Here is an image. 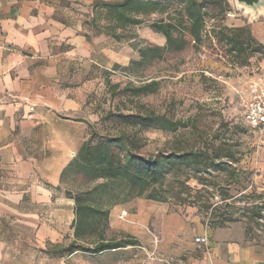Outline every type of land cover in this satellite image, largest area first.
Wrapping results in <instances>:
<instances>
[{"label": "crops", "instance_id": "1", "mask_svg": "<svg viewBox=\"0 0 264 264\" xmlns=\"http://www.w3.org/2000/svg\"><path fill=\"white\" fill-rule=\"evenodd\" d=\"M111 1L0 0V264H54L44 261L45 245L72 238L74 193L68 195L61 174L90 138L81 121L85 94L93 78L128 66L146 44L133 32L116 39L87 30L95 3ZM226 2L228 26H247L264 45V4ZM256 70L249 83L264 86V58ZM122 211L131 225L119 220ZM109 226L141 243L150 226L160 238L154 253L173 264H264V244L248 240L242 225L211 229L163 203L135 199L115 206ZM196 237L207 244L192 256Z\"/></svg>", "mask_w": 264, "mask_h": 264}, {"label": "trees", "instance_id": "2", "mask_svg": "<svg viewBox=\"0 0 264 264\" xmlns=\"http://www.w3.org/2000/svg\"><path fill=\"white\" fill-rule=\"evenodd\" d=\"M104 10L109 23L103 34L120 38L123 31L144 23L146 17L158 13L166 14L150 24V29L165 39L163 46H141L139 58L126 67L115 66L127 74L135 75L138 68H145L155 61L163 60L167 55L177 54L193 44L198 48L203 40L205 20L216 18L219 14L230 11L226 0H182V5L173 14L167 13V6L160 0H120L99 2L94 5ZM89 25V24H88ZM217 44L223 49L225 58L231 65L247 66L249 59L264 58V45L258 43L247 26H220L212 30ZM140 79V77H137ZM159 82L149 78L140 80L138 85L128 83L123 91L127 98L140 99L155 94ZM124 126L138 127L141 130L153 129L170 133L173 136H192L193 128L187 122L171 120L153 111L136 112L119 115ZM90 138L80 147L76 156L63 170L61 179L68 181L81 177L87 188L74 193V214L72 238L66 246L56 245L54 249L62 255L69 256L77 252L99 255L109 251L134 247L138 241L126 232L110 235V210L135 199H145L156 203L194 206L199 204L203 193L209 194L208 186L219 189L221 200L230 196L227 189L216 183H210L211 171L227 170L231 183L238 184V176L231 164L239 162L235 157L237 144L230 139L216 134L207 136L203 143L188 141L167 151H160L149 157L136 151L137 143L121 132L118 135H103L94 124L87 120ZM191 128V129H189ZM95 143H91L92 140ZM188 172L183 178L176 175ZM191 172V174L189 173ZM173 182L164 187L167 178ZM194 180L202 189H193L188 182ZM178 184V187H174ZM71 195V193H68ZM253 203L219 217L211 216L206 224L211 229H223L230 224L245 222V235L249 237L254 228L264 230V193L248 196ZM209 210L211 205H200L199 209ZM201 209V210H202ZM253 240L254 238H250Z\"/></svg>", "mask_w": 264, "mask_h": 264}, {"label": "rangeland", "instance_id": "3", "mask_svg": "<svg viewBox=\"0 0 264 264\" xmlns=\"http://www.w3.org/2000/svg\"><path fill=\"white\" fill-rule=\"evenodd\" d=\"M115 1L120 0L111 2ZM160 1L167 6L166 12L170 14L182 5V0ZM160 19H166V14H152L146 17L140 26L128 28L122 33L127 35L133 32L140 36L142 42L146 43L142 46H163L165 39L160 34L152 33L149 27L152 22ZM227 21V13L219 14L214 19L208 17L202 32L203 40L198 48L192 47L191 43L180 53L167 55L163 60L155 61L145 68H138L136 76L116 69L107 72L106 75L102 74L100 78H93L91 88L89 92H86L84 100L85 119L94 124L101 134L114 136L123 132L131 140L136 141V151L146 157L181 145L186 146L187 140L203 143L211 134L230 139L238 145L234 151L239 162L230 163L231 168L236 169L238 184L231 183L227 170L211 171L210 176L204 173L205 177L210 178V183L214 182L227 189L229 199L221 200L220 190L208 186L209 194L203 193L199 204L194 206L165 203L170 211H189L199 216L204 222H207L211 215V218L219 217L225 213L249 207L253 203L249 200V195L264 193L263 139L258 132L250 131L243 124L239 100V93L248 87L249 76H253L257 71L259 61L256 57L250 58L249 65L241 67L231 65L225 58L223 49L213 38L212 30L220 26L229 27ZM108 25L104 10L97 9L93 13L87 30L92 34H99L108 29ZM149 78L159 82V89L155 94L140 99L127 98L123 89L128 83L138 85L140 80ZM145 111H153L171 120L187 122L193 128L192 136L175 138L172 134L160 130H141L138 127L124 126L119 121V115ZM91 143H95V140L93 139ZM187 174L188 172H185L176 175L175 178H183ZM172 182V177L167 178L164 187ZM188 185L193 189H202L194 180L189 181ZM173 186L178 187V184ZM67 187L70 193H76L87 188V185L78 176L74 180L69 179ZM208 204L211 205L209 210L199 209L200 205L205 207ZM231 225H242L245 229V222L230 224L227 227ZM149 230L152 234L146 233L143 243L130 234L138 241L137 246L99 255L77 252L70 258H66L54 248L45 245L44 261L54 264L58 261L59 264H173V260H167L154 253L153 249L159 245L160 238L155 235L150 226ZM119 232L122 231L111 230L110 235ZM250 238H254L252 241L255 243L264 244V230L254 228L247 239L251 240ZM68 242L69 239H65L61 245L66 246ZM191 243L195 245L193 238ZM204 247V245L192 246L188 254L201 255ZM49 252L53 253L49 254Z\"/></svg>", "mask_w": 264, "mask_h": 264}, {"label": "built area", "instance_id": "4", "mask_svg": "<svg viewBox=\"0 0 264 264\" xmlns=\"http://www.w3.org/2000/svg\"><path fill=\"white\" fill-rule=\"evenodd\" d=\"M239 100L242 107L243 124L250 131L258 132L262 136L264 134V86L258 82L249 83ZM118 218L122 222L131 223L126 211H122ZM146 230L152 234L148 228ZM155 241H157L156 237ZM194 243L198 246L206 245L207 238L196 237Z\"/></svg>", "mask_w": 264, "mask_h": 264}, {"label": "water", "instance_id": "5", "mask_svg": "<svg viewBox=\"0 0 264 264\" xmlns=\"http://www.w3.org/2000/svg\"><path fill=\"white\" fill-rule=\"evenodd\" d=\"M237 3L244 5L245 7L256 9L264 4V0H236ZM74 156V155H73Z\"/></svg>", "mask_w": 264, "mask_h": 264}]
</instances>
